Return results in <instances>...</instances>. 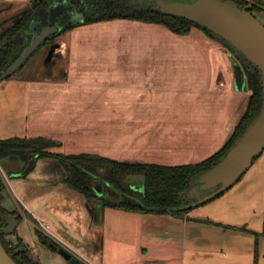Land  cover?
Wrapping results in <instances>:
<instances>
[{
	"label": "crops",
	"instance_id": "obj_1",
	"mask_svg": "<svg viewBox=\"0 0 264 264\" xmlns=\"http://www.w3.org/2000/svg\"><path fill=\"white\" fill-rule=\"evenodd\" d=\"M27 2L0 0V20ZM63 34L65 77L19 72L0 81V138L43 135L61 141L55 149L64 153L194 163L228 140L247 108L250 90L236 89L233 70H227L233 54L202 29L176 34L116 18ZM74 192L55 184L27 212L64 247L73 241L86 246L89 263L254 264L257 239V264H264V149L237 182L183 217L106 206L93 218L83 195ZM32 230L34 252L49 264L59 252Z\"/></svg>",
	"mask_w": 264,
	"mask_h": 264
},
{
	"label": "trees",
	"instance_id": "obj_2",
	"mask_svg": "<svg viewBox=\"0 0 264 264\" xmlns=\"http://www.w3.org/2000/svg\"><path fill=\"white\" fill-rule=\"evenodd\" d=\"M234 1L238 7L249 10L255 16V12H264V0ZM116 18L159 24L176 34H187L191 27H198L206 34L212 35L211 30L189 18L161 12L155 0H28L27 4L12 16L0 20V81L12 77L24 67L23 64L6 78L1 77L2 72L29 42L31 33L28 28L32 21H36L39 28L57 23L60 29L47 37L27 60L47 46L48 51L53 47V54L56 47L55 39L79 25ZM249 64L252 66L254 76L250 78L251 93L247 108L228 140L207 157L194 163H138L92 152L64 153L55 149L60 147L61 141L43 135L0 138V192L6 188L17 205L2 170L7 177H23L34 169L40 158H50L55 159L64 171L63 183L83 195L85 206L93 218L106 206L143 213H170L183 217L195 206L184 208L179 206L194 201L207 192L198 188L197 176L214 165L227 152L260 109L261 74L258 66L247 60V64L242 65L245 76L248 74ZM50 75L51 70H48L47 76ZM65 76L64 71L62 77ZM33 158V164L26 170ZM132 175L138 176L137 182H134ZM141 182L142 187L134 186ZM225 190L217 192L199 204L214 199ZM2 198L0 196V200ZM7 214L8 212L0 207V240L4 248L18 264H41L37 258L30 255L28 244L22 240L23 238L17 237L16 243L7 238L3 231ZM17 217L19 221L23 219L21 213ZM241 229L247 230L246 227ZM34 231L38 240L51 250L65 248L40 228L35 226ZM251 232L256 237L259 235L258 232ZM257 247L256 239L254 264H257Z\"/></svg>",
	"mask_w": 264,
	"mask_h": 264
},
{
	"label": "water",
	"instance_id": "obj_3",
	"mask_svg": "<svg viewBox=\"0 0 264 264\" xmlns=\"http://www.w3.org/2000/svg\"><path fill=\"white\" fill-rule=\"evenodd\" d=\"M155 3L161 12L184 16L211 30L239 51L245 59L258 66L261 74L262 101L258 113L227 152L214 165L197 176L198 188L207 192L196 200L179 206L193 207L237 182L252 164L253 157L264 149V24L249 10L238 7L234 0H155ZM59 29L57 23L39 28L37 22L32 21L28 28L31 33L29 42L2 72L1 77L6 78L22 66L36 48ZM52 49L53 47L50 48L47 59ZM233 79L236 89L247 87L243 68L235 62ZM33 162L34 158L26 170ZM134 186L142 187L143 182ZM0 196L3 197L0 200V207L8 212L3 231L10 234L19 223L17 216L20 210L6 188L0 192ZM58 252L69 264H84L80 258L65 248H60ZM0 264H18L4 248L1 240Z\"/></svg>",
	"mask_w": 264,
	"mask_h": 264
},
{
	"label": "rangeland",
	"instance_id": "obj_4",
	"mask_svg": "<svg viewBox=\"0 0 264 264\" xmlns=\"http://www.w3.org/2000/svg\"><path fill=\"white\" fill-rule=\"evenodd\" d=\"M255 14H256V17L264 24V12H255ZM196 28H198V27H196ZM211 36H213V38H215L216 40L220 41L222 46L227 48L233 54V60L235 61V63H238L239 65H241V67H242V65L247 64V60L244 58V56L239 51H236L224 39H221L220 37H218L214 33H212ZM66 39H67V35H65V34H63V36H60V37L55 39L57 46L54 49L53 54L51 53V55L48 59H47V56L49 53L48 46L40 49L41 53L38 56V58L32 57L29 60L25 61L24 66H27V65L30 66L29 69L24 70L23 69L24 67H23L19 72L25 73L28 76L43 77L44 74L45 75L47 74L48 70H51V75L49 77L56 78V79L61 78L63 72L65 71L64 68L67 66L68 59H67V55H66L67 52H65L66 49H63L64 50L63 52H65L64 53L65 55L60 53L61 52L60 48H62L60 43H62L61 41L66 40ZM249 66H250V68L248 69V74H247V76H245V79L247 81L246 85L251 92V89L249 87V85L251 84L250 78H253L254 75H253L252 66L250 64H249ZM229 68H231L233 70V66L231 64H230V66L229 65L227 66L228 71H230ZM19 72H17V73H19ZM27 75H25V76H27ZM261 84H262V82H261ZM242 90H244V89H242ZM2 175L5 178V180L7 181L8 186H9V184H11L15 190V192H14L15 194H13L12 192L11 193L17 202V205H18L17 207H19V209L21 210L20 213L22 214L24 212L30 218L27 220L29 223H27L23 220L19 221L18 226L16 227L14 232L7 234L6 236L9 240H12L13 243H16L17 237L23 238L22 240H24V242L28 244L30 255L39 260V257L36 255L37 253L34 252V251H36L35 246H33V244H31L32 243L30 240L31 235L29 233L31 231H33L32 230L33 226H34V228H35V226L40 228V226L38 225V222H36L34 219H32V216L29 212H27V209L29 207H31V209H32L36 205V203H38L39 197H41V196L45 195L47 192H49L53 188V185L58 184L61 187L66 186L65 183H63V181H62L63 176H64V171L62 170V168L60 166H58V163L55 159L40 158L37 161L34 169L31 170L29 173H27L25 176L18 177L17 178L18 180L15 179L16 177H7L4 170H2ZM132 176H134V175H132ZM132 178H134V182H137V180L139 179L138 176H134ZM13 180L16 181L17 186L15 185ZM58 193L64 194V192L60 189L58 190ZM74 194L76 196H78L81 193L76 191L73 193V195ZM75 199L78 202V198H75ZM31 200H32V204H31ZM77 202H76V205H77ZM84 204H85V201H84ZM65 209L67 210V208H65ZM62 211L66 212V214L69 213L68 211H65V210H62ZM49 227H50V225H49ZM51 227H50V229H51ZM46 228H48V226ZM36 240L38 241V238H36ZM82 241H80V242H82ZM65 247L68 251L70 250L73 255L79 257L83 262H87L88 250H87L86 246H84L82 243H77V241H73V243L71 245H69V246L65 245ZM88 256H90V255H88ZM90 258L92 261H94V263L97 262V258H95L93 255H91ZM87 263H89V262H87ZM49 264H69V263H68L67 259H65L63 257V255L59 253L57 258H55L53 260L51 259L49 261ZM89 264H92V263H89Z\"/></svg>",
	"mask_w": 264,
	"mask_h": 264
}]
</instances>
